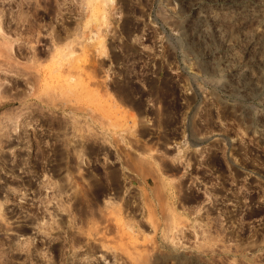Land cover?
Segmentation results:
<instances>
[{"label": "rangeland", "instance_id": "obj_1", "mask_svg": "<svg viewBox=\"0 0 264 264\" xmlns=\"http://www.w3.org/2000/svg\"><path fill=\"white\" fill-rule=\"evenodd\" d=\"M94 4L0 0L4 29L16 38L12 53H4L18 60L7 67L0 57L7 92L0 95V264H264V228H245L264 225V218L233 213L238 204L252 206L254 195L264 210V0H115L105 7L104 24ZM21 7L25 17L17 19ZM45 12L50 17L43 20ZM55 27L66 30L58 43ZM97 34L105 36L104 54L95 50ZM43 43L72 48L78 57L88 49L85 72L78 61L66 65L49 54L35 61L31 55ZM169 79L179 87L172 96L181 110L178 146L142 143L140 132L155 123L162 128L170 112L148 89ZM127 83L129 100L120 90ZM8 111L18 112L16 122ZM29 111L67 125V147L74 137L97 143L98 182L106 183L113 161L118 189L127 195L90 196L84 165L61 182L15 164L32 148ZM207 153L222 159L231 176L219 195L216 179L188 182L185 172L172 171L189 155ZM85 155L87 164L92 158Z\"/></svg>", "mask_w": 264, "mask_h": 264}, {"label": "flooded vegetation", "instance_id": "obj_2", "mask_svg": "<svg viewBox=\"0 0 264 264\" xmlns=\"http://www.w3.org/2000/svg\"><path fill=\"white\" fill-rule=\"evenodd\" d=\"M46 8L48 10L49 6H47ZM40 16L43 20L45 19V17L46 18L50 17L46 12L45 14H40ZM11 24H14L16 26L15 21H12ZM55 31H58V33L57 32L56 33L59 35V37L61 36V39L63 40L66 34V30L63 29V27H55ZM43 44L44 46L41 47V49L36 50L37 56H38L37 53L38 51L40 57L41 56L46 57L45 56L47 55L46 49L49 48V46L45 43ZM127 78H129V76ZM127 87L130 88L131 86L128 85L127 83ZM177 90H179V87L177 86V83L172 79L154 82L149 87L147 94H150L155 98L156 97L160 98L161 99L160 101L164 103L165 109L166 110L170 109V112H168V114L162 118L161 120V126L163 124L162 128H158L157 123H155L154 126L148 127L147 130H142L140 132L142 135L144 134V132L146 133V135H144V137L141 139L142 143L148 142V143H154L159 146H165L166 141L171 140L174 143L175 147L178 146L177 143L179 142V138L182 136L183 129L180 124L181 110L176 106V103H174V101L172 100V98L177 95L178 93ZM156 92L161 95L160 96L155 95ZM141 98L145 99V93H142ZM141 106H142L141 110H146L145 106H143V103L141 104ZM36 114L37 111H31L29 114V116L32 115L30 116L31 118L28 117V119H26L33 122L29 125L31 132H27L26 134V136L28 135L30 139V145L32 147L31 149H28L30 151V153L28 154V159H13L15 164L23 165L24 162H26V164L32 168L31 170L33 172L37 173L40 172L41 170L46 171L49 179L57 180V181H66L72 179L73 176L78 175V169L79 170L82 169L80 166L84 165L86 167H89L88 170H83L84 172L83 177L91 181L92 188L89 193L90 196H92L93 198H97L98 196L115 197V196L127 195V193H125L121 189L112 188L113 185L110 184L109 179H107L106 183L103 184L105 188H102L103 185L100 187V189H98V187L96 186L97 185L96 178H98V171H99L98 165L102 164L97 159V154L99 152H102L101 148H99L97 143L95 142L83 143L80 140V138L74 137V142L69 147H67L65 141L67 137L66 133L67 132L69 133L71 129L67 128V125L65 124L52 123L47 115L40 114L39 116V114L37 115ZM33 125L35 127H33ZM62 127H64V129ZM60 128L61 130H59ZM82 146H83L84 154H87L85 156L86 157L89 156L90 158H92V159H87V164L85 162L86 160L84 161V159H79V158L77 159L74 155L75 149L76 148L81 149ZM66 148H68V152L66 151ZM60 150H62V152ZM64 153L65 154L68 153V156H65ZM60 154H62L63 156H61ZM59 157H62V159ZM189 157L190 159H185L183 161V165L179 163L178 164L175 163L174 165L172 164L173 165L172 171L175 175H180L181 172H185L186 173L185 179H188V182L191 181L192 178H196V177H199L200 178L199 180H201L202 183H210L211 180L216 179L217 184L214 187L215 188L214 191L218 192L217 193L218 195L221 192L223 193V191L225 192L227 183L231 182L229 180L231 179V176L229 173L226 172L225 165L222 159H214V156L208 153L203 155V157L201 158L195 157V155L193 154L189 155ZM71 162L73 163L71 164ZM113 164H114L113 161L109 163V168L106 170L108 173L112 174L113 170H115V166ZM234 176L233 178L236 179V175ZM254 192H256V190H254ZM85 193L87 194V192ZM223 195L225 196L226 194ZM251 196H253V194ZM256 197H257L256 195L253 196L254 201L252 206H249L247 209H243L238 204L237 210H235V212L233 213L236 212L240 213L241 211L243 212L244 218H248V219H257L258 214L262 215V218H264L263 215L264 210L257 209L258 206L256 203ZM245 228L258 229V228H264V225L261 226L250 225L249 227H245Z\"/></svg>", "mask_w": 264, "mask_h": 264}, {"label": "bare ground", "instance_id": "obj_3", "mask_svg": "<svg viewBox=\"0 0 264 264\" xmlns=\"http://www.w3.org/2000/svg\"><path fill=\"white\" fill-rule=\"evenodd\" d=\"M94 1H96L97 2V4H94V6H93V10H94V12L96 13V14H100V15H102V17H101V23L102 24H104L105 22H106V10H105V7H106V5H107V3H114V1L115 0H94ZM25 10H23V8L21 7L20 8V10L19 11H17V14H16V17H17V19L18 18H22L23 17V15H24V17H25ZM4 15L5 14H1L0 15V34H1V38H2V40L0 41V48H1V51H0V57H4V59H3V63L5 64V65H7V67H9V66H13V65H15L14 63L16 62H18V60L16 61V57H15V55L14 56H12V57H10L11 55L10 54H7V55H5V51L6 52H8V53H12V51H13V47H12V45H13V42L16 40V38H11V36L9 35V33H10V31L9 32H6V30L4 29V26L3 25H5V24H3V22H4ZM7 15V14H6ZM12 16V15H11ZM22 16V17H21ZM8 17V16H7ZM14 17V16H13ZM9 18V17H8ZM7 19V18H6ZM13 19V18H12ZM9 20V19H8ZM10 22V20L8 21V23ZM11 22H12V20H11ZM16 22V21H15ZM7 24V23H6ZM17 25V24H16ZM15 26V25H14ZM7 27H8V25H7ZM13 28V27H12ZM14 29V31L17 33L18 32V29H17V27L15 26V28H13ZM11 31H12V29H11ZM13 32V31H12ZM58 33V31H55V33H53L52 34V40H56V42L58 43V41L61 39V36L59 37V35L57 34ZM18 39V38H17ZM74 40V39H73ZM93 40V42L96 44V51L97 52H99L100 54H104V53H106V49H105V36L104 35H101V34H97V35H95V37H94V39H92ZM78 42V41H77ZM73 43V41H72V39L70 40V41H68V42H66L65 44H63V45H65L66 47H69V46H71V44ZM63 45H55L54 47H50V48H47L46 49V51H47V55H45V56H49V57H51V58H55V60H57V62H59L58 60H63V62L65 61V64L66 65H69V64H67L66 62H68V63H70V64H74V63H71V62H77V64H75L76 65V68L79 70V71H84L85 72V70H84V68H83V66H82V64H85V62H87L88 61V57H87V54H88V52H89V50L88 49H86V48H83V50H82V53L81 54H79V55H81V57H78V54H77V52L76 51H74V49H72V48H69L68 49V51H65L66 49H65V47L63 46ZM53 46V45H52ZM34 47V46H33ZM33 47H31V48H33ZM2 48H3V50H2ZM35 49V48H34ZM33 51V50H32ZM36 51V50H35ZM17 53V52H16ZM15 52H14V54H16ZM21 53V52H20ZM37 53H38V56H39V58H41L40 57V55H39V52L37 51ZM42 53H45V52H42ZM22 54V53H21ZM20 54V55H21ZM41 54V53H40ZM49 54V55H48ZM17 55V54H16ZM22 55H24V54H22ZM37 54L36 53H32V55L31 56H33V59L36 61V60H38V59H35V58H37V56H36ZM19 56V55H18ZM43 56H44V54H43ZM62 56V57H61ZM30 57V56H29ZM62 58H64V59H62ZM33 60V61H34ZM31 61H32V58H31ZM0 64H2V63H0ZM1 67H2V65H0ZM62 66H64V64L62 65ZM69 67V66H68ZM72 67V66H71ZM6 68V67H5ZM11 68H13V67H11ZM72 68H74V65H73V67ZM9 70V69H8ZM13 70H14V68H13ZM9 71H12L11 69L9 70ZM21 72V71H20ZM19 73V72H18ZM86 75L88 76V78H90V79H93V80H96L97 82H98V80L97 79H95V77L96 76H94L93 74L91 75L90 73H86ZM81 78V83H84V84H86L87 82L85 81H83V78H82V76L80 77ZM15 81V80H14ZM31 82V81H30ZM12 83H13V81H12ZM16 83V82H15ZM13 85H14V83H13ZM86 86V85H85ZM5 88H7V87H5ZM122 88V89H121ZM121 88H120V90H121V92L123 93L122 94V96L124 95V99L126 98V99H130L131 98V95H130V89L129 88H127L126 86H124V87H122L121 86ZM5 92V89L4 88H2V85L0 84V95H1V97H2V94ZM5 93H7V92H5ZM28 94V93H27ZM12 95V94H11ZM18 95V94H17ZM21 95V94H20ZM159 95H161V94H159ZM4 96V95H3ZM25 96V95H24ZM23 96V94H22V97H24ZM5 97V96H4ZM3 97V98H4ZM15 98L17 99V96H15ZM18 98H20V96L18 97ZM111 98V100L112 101H114V96L112 97V96H110L109 97V99ZM23 101H24V99H23ZM25 104V103H24ZM30 105V104H29ZM140 105V103H138V106ZM28 106V105H27ZM19 107V106H18ZM29 107V106H28ZM28 107H26V108H28ZM13 108V107H12ZM22 109H25V105H24V107H21ZM8 109V108H7ZM10 109H11V107L9 108V111H10ZM18 109V108H17ZM31 109V108H30ZM29 110V109H28ZM6 112L7 114H8V116L5 114V116H7V117H14L15 116V118L13 119L14 120V122H16L15 121V119H16V116L17 115H19V114H17L18 112ZM14 111V110H13ZM18 111V110H17ZM22 111H24V110H21L20 112L22 113ZM19 112V113H20ZM31 111H29V113H30ZM11 113L13 114V115H11ZM20 113V114H21ZM27 113V112H26ZM25 113V114H26ZM17 114V115H16ZM23 114H24V112H23ZM37 115V114H36ZM27 116V115H26ZM30 116H32V115H30ZM40 116V115H39ZM12 117V118H13ZM24 117V116H23ZM22 117V118H23ZM130 117L134 120V114L133 113H130ZM6 118V117H5ZM20 118V117H19ZM25 118V117H24ZM27 119H28V117H26ZM25 118V119H26ZM31 118V117H30ZM29 118V119H30ZM34 118V117H33ZM41 118V117H40ZM1 120V119H0ZM4 120V119H3ZM10 120V119H9ZM13 120H11V121H13ZM24 120V119H23ZM10 121V122H11ZM19 121V120H18ZM27 121V120H26ZM9 122V123H10ZM4 123V122H3ZM2 123V124H3ZM27 123V122H26ZM31 124V123H30ZM1 125V124H0ZM6 125V124H5ZM8 125V124H7ZM17 125H18V123H17ZM28 125V124H27ZM26 125V126H27ZM58 125V124H57ZM2 126V125H1ZM4 126V125H3ZM14 126H15V124H14ZM13 126V127H14ZM21 126V125H20ZM23 126H25V124L23 125ZM6 127H8V126H6ZM17 127V126H16ZM9 128V127H8ZM22 128V127H21ZM63 129H64V127H62ZM1 129V128H0ZM13 129H15V128H13ZM18 129H20V128H18ZM17 129V130H18ZM24 129V128H23ZM59 130H61V128L59 129ZM26 132L27 130H23L22 131V133L23 132ZM29 134V133H28ZM23 136L24 135H22L21 134V137L23 138ZM28 136V135H27ZM25 138H26V136H24ZM29 139V138H28ZM61 139H63V138H61ZM26 140V139H25ZM66 141V140H65ZM26 142H28V140L26 141ZM29 142H30V140H29ZM81 145V144H80ZM84 146V145H83ZM83 146H82V148L81 149H78V148H76L75 149V151L77 152V156L81 159L82 158V155L84 154V150H83ZM80 147V146H79ZM91 147V146H90ZM85 148V147H84ZM64 149H65V147H64ZM63 150V149H62ZM62 150H60L61 152H62ZM65 151V150H64ZM87 151V150H86ZM65 154V153H64ZM61 156H63L62 154H60ZM27 156V155H26ZM66 156V155H65ZM59 158H61L62 159V157H59ZM139 160H142V159H139ZM78 161V160H77ZM21 162V161H20ZM69 162V161H68ZM79 162V161H78ZM24 163H26V162H24ZM73 162H71V164H72ZM81 164V163H80ZM63 165V164H62ZM74 165V164H73ZM61 166V165H60ZM72 167V166H71ZM75 167V166H74ZM78 167V166H77ZM81 167V166H80ZM112 167V166H111ZM110 167V168H111ZM73 168V167H72ZM79 170V169H78ZM110 170V169H109ZM116 170H113V172H112V174L111 173H108V172H106V174H107V178L109 179V181H110V184L111 185H113V187L112 188H118V180H117V174H116V172H115ZM75 172V171H74ZM70 173V172H69ZM71 174V173H70ZM110 174V175H109ZM118 174H119V172H118ZM73 176V175H72ZM68 177H69V174H68ZM59 179V178H58ZM97 179V178H96ZM95 180V179H94ZM93 180V181H94ZM92 181V182H93ZM62 182V181H61ZM60 182V183H61ZM95 182V181H94ZM96 183V182H95ZM101 183V182H100ZM99 182H98V179H97V187H98V189H100V187L103 185H101ZM64 184V183H63ZM94 184V183H93ZM66 185H61V187L60 188H58V190H60L61 189V191L64 189V187H65ZM104 186V185H103ZM94 188V187H93ZM102 188H104V187H102ZM101 188V189H102ZM64 191V190H63ZM100 191V190H99ZM103 191V190H102ZM95 192V191H94ZM104 194V193H103ZM99 195V194H98ZM97 195V196H98ZM110 202L111 203H113L111 200H110ZM2 202H0V216L2 217L3 216V211L1 210V207H2ZM79 206V205H78ZM76 207V206H75ZM82 205L81 206H79V210H80V208L82 209ZM112 207V206H111ZM120 208V207H119ZM78 209V208H77ZM77 209H75V210H77ZM113 209V208H112ZM112 209H111V211H112ZM171 210V209H170ZM78 211V210H77ZM173 211V210H172ZM87 217V216H86ZM2 218H4V217H2ZM95 228H96V226H95ZM32 251V250H31ZM37 261V260H36Z\"/></svg>", "mask_w": 264, "mask_h": 264}, {"label": "built area", "instance_id": "obj_4", "mask_svg": "<svg viewBox=\"0 0 264 264\" xmlns=\"http://www.w3.org/2000/svg\"><path fill=\"white\" fill-rule=\"evenodd\" d=\"M37 195L44 196V194H39V193H38ZM42 198H43V197H42ZM43 202H44V201H41V200H40V201H38V203H39V204H41V205H42V204H44ZM43 207H44V206H43Z\"/></svg>", "mask_w": 264, "mask_h": 264}]
</instances>
